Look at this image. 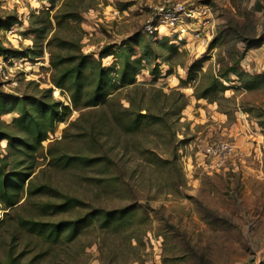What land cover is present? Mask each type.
I'll return each instance as SVG.
<instances>
[{
  "label": "rangeland",
  "instance_id": "rangeland-1",
  "mask_svg": "<svg viewBox=\"0 0 264 264\" xmlns=\"http://www.w3.org/2000/svg\"><path fill=\"white\" fill-rule=\"evenodd\" d=\"M172 1L195 10L208 8L186 22L181 39L170 30L155 35L143 30L154 6L164 0H67L63 6L77 17L59 29V37L79 45L84 54L97 57L108 46L117 53L126 42L136 57L149 36L156 51L142 62L133 84H120L107 103L72 109L68 121L58 123L44 142L47 147L59 140L57 150L67 155L98 156L102 161L58 169L45 149L31 175L34 184H49L93 207L111 210L132 204L131 228L127 225L115 234L84 229L71 242L47 249L39 264H264V0ZM54 3L51 9L47 2L49 15L62 0ZM45 8L34 2L20 16L16 6L0 1L2 21L16 17L12 26H0L1 44L16 51L15 64L8 66L10 80L0 76V91L39 96L52 88L54 99L70 104L68 93L51 81L49 51L58 48L47 41L57 27L52 19L50 25ZM235 27L247 29L249 40L240 41ZM41 30L46 34L39 35ZM135 36L137 44L131 40ZM214 37L218 40L210 46ZM165 44L175 45V52ZM114 58H104L103 65L118 70ZM234 62L254 77L253 87L245 88L232 75V81L224 82L225 90L216 86L219 91L208 98L195 96ZM139 110L158 119L150 125L144 119V125L128 131L124 125ZM13 115L1 119L9 121ZM220 142L233 145L234 153L216 168L208 151ZM27 198L0 226L1 257L18 230L19 217L59 220L84 212L81 208L44 216L30 205L47 197ZM28 240L21 236L17 250ZM33 254L30 251L23 263Z\"/></svg>",
  "mask_w": 264,
  "mask_h": 264
},
{
  "label": "trees",
  "instance_id": "trees-1",
  "mask_svg": "<svg viewBox=\"0 0 264 264\" xmlns=\"http://www.w3.org/2000/svg\"><path fill=\"white\" fill-rule=\"evenodd\" d=\"M67 0H62L61 6L49 15L50 8L47 9V16L50 25L54 21L57 29L47 31L52 33L47 41L50 45L54 43L57 51L50 50V66L52 68L51 81L56 88L69 95L70 104L56 100L52 97V88H49L37 95H21L4 93L0 91V226H3L9 211L20 205L21 200L31 196H46V201L34 202L30 206L44 216H52L69 210L84 212L75 218L51 220L42 217H19L18 230L11 235L6 244L4 256H0V264H39L47 255V249L59 242H71L84 229L98 228L111 233H121L127 229V225L133 224L134 207L132 204L115 209L93 207L81 199L61 192L49 184H34L31 175L38 164L39 155L46 149L49 161L58 169H65L70 166L80 165L92 166L103 160L102 157L79 155H67L62 150H57L56 145L59 140L49 142L44 146V142L49 139L56 125L60 122H67L72 109L80 110L99 106L111 101L115 89L119 85L133 84L136 74L142 68V62L155 56L152 36L145 38V46L141 54L133 57L132 44L120 45L117 53L112 51V46L103 47L99 55L84 54L79 45L70 44L65 39L59 37V29L67 21L74 20L77 13L73 10L63 11V6ZM51 9L55 6L54 0H50ZM16 17L6 18V22L0 18V26L7 23L9 26L15 24ZM235 34L240 41L249 40L248 30L234 28ZM35 31V30H34ZM46 34L45 30L39 31V35ZM169 36L164 39L168 40ZM132 42L138 43V36L131 38ZM218 40L214 37L210 46ZM220 40V39H219ZM143 44V45H144ZM249 45V44H248ZM166 48H171L175 52V45L165 44ZM247 46V45H246ZM74 47V48H73ZM67 48V53L62 50ZM15 50H8L0 42V55H15ZM27 55V53H23ZM108 56H114L118 70L114 66H104L102 60ZM114 60V61H115ZM169 71V70H168ZM155 70L152 74L155 75ZM115 75V76H114ZM236 76L242 81L245 88L253 87L254 77L246 70L241 69L237 62L231 63L225 71L214 74L209 86L197 92L198 99L208 98L217 91L225 90L224 82L232 81L230 76ZM182 81V80H181ZM183 82V81H182ZM217 87H220L218 90ZM213 100V99H212ZM6 114H14L9 121L2 120ZM144 119H149L147 125L158 117L150 112L141 114L140 110L130 114V121L124 126L130 131H136L142 125ZM71 124V122H70ZM65 128L64 131H66ZM91 135V134H90ZM93 135V134H92ZM5 141V146L1 143ZM97 142V140H95ZM106 161H111L106 159ZM22 204V203H21ZM27 235L30 241H26L22 249L17 250L20 237ZM125 236H127L125 234ZM34 238L44 243L46 247H40L34 243ZM30 251L34 254L23 263V259Z\"/></svg>",
  "mask_w": 264,
  "mask_h": 264
},
{
  "label": "built area",
  "instance_id": "built-area-1",
  "mask_svg": "<svg viewBox=\"0 0 264 264\" xmlns=\"http://www.w3.org/2000/svg\"><path fill=\"white\" fill-rule=\"evenodd\" d=\"M7 2L12 6L17 7L18 14L24 15V10L31 7L34 2L38 5H45L47 9L48 0H0ZM208 12L207 6L199 10H195L192 7L186 6L185 2H174L172 0H164V2L158 6H154L151 15L147 18L144 24V32L147 35L162 34L163 30L171 32V35H176L180 38V34L185 31L184 26L188 20L195 17L196 14L204 15ZM19 16V18H21ZM181 32V33H180ZM181 39V38H180ZM13 57L0 55V76L6 80H10L8 66L14 65ZM8 68V69H7ZM7 69V70H6ZM208 153L213 155V167L221 168L228 160V156L234 153V146L225 142H220L210 148Z\"/></svg>",
  "mask_w": 264,
  "mask_h": 264
},
{
  "label": "bare ground",
  "instance_id": "bare-ground-1",
  "mask_svg": "<svg viewBox=\"0 0 264 264\" xmlns=\"http://www.w3.org/2000/svg\"><path fill=\"white\" fill-rule=\"evenodd\" d=\"M58 91H59L58 89L54 91L55 95H59L60 94Z\"/></svg>",
  "mask_w": 264,
  "mask_h": 264
},
{
  "label": "crops",
  "instance_id": "crops-1",
  "mask_svg": "<svg viewBox=\"0 0 264 264\" xmlns=\"http://www.w3.org/2000/svg\"><path fill=\"white\" fill-rule=\"evenodd\" d=\"M245 68L248 67V66H244ZM249 68V67H248Z\"/></svg>",
  "mask_w": 264,
  "mask_h": 264
}]
</instances>
